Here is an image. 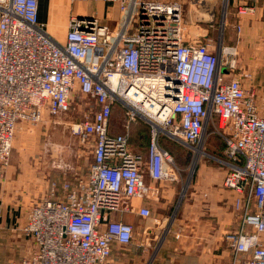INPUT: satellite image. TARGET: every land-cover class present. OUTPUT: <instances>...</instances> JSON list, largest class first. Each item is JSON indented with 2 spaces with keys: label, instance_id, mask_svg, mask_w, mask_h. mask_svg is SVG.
Wrapping results in <instances>:
<instances>
[{
  "label": "built area",
  "instance_id": "1",
  "mask_svg": "<svg viewBox=\"0 0 264 264\" xmlns=\"http://www.w3.org/2000/svg\"><path fill=\"white\" fill-rule=\"evenodd\" d=\"M237 1L238 14L251 12L246 0ZM69 2L115 6L122 14L118 30L72 15L60 43L39 21V0H0V174L17 127L45 118L91 155L85 172L78 156L62 178L45 176L47 186L30 201L21 228L27 251L5 264H111L114 250L134 241L124 215L151 218L150 208L135 202L152 201L159 183L178 181L161 137L225 169L222 185L233 192L238 217L236 228L222 234L230 264H264V96L236 72V46L215 48L209 37L199 42L191 35L183 19L187 0ZM146 83L157 96L154 115L135 101ZM116 105L124 115L119 133L111 130ZM70 114L78 115L56 120ZM138 120L149 126L144 154L128 143ZM210 136L222 143V156L206 152Z\"/></svg>",
  "mask_w": 264,
  "mask_h": 264
},
{
  "label": "crops",
  "instance_id": "2",
  "mask_svg": "<svg viewBox=\"0 0 264 264\" xmlns=\"http://www.w3.org/2000/svg\"><path fill=\"white\" fill-rule=\"evenodd\" d=\"M214 1L187 0L184 8V21L189 22L191 28L201 30V33L189 30L191 35L199 38V42H204L205 37H209L208 28L211 26L202 27V24L212 22ZM54 2L55 0H39V21L42 24L47 21L48 9L51 4L54 6ZM237 3V0H231L227 21L230 28L234 29V25L238 24L241 31L235 39L234 34L229 31L226 42L240 48V51L246 48L249 53L262 48L261 52L264 54V0H246L247 5L252 7L251 12L246 14L236 12ZM101 8L105 9L104 6ZM109 8L111 11L105 14L106 17H115L116 7L109 5ZM55 16L53 7L51 18ZM46 33L51 36L50 31ZM55 40L64 42V39ZM248 59L251 58L248 56ZM259 68L253 73L251 80L244 78L240 72L238 75L244 85L252 88L258 98L262 99L264 69ZM11 173L13 170L5 169L0 174V264L9 260L18 261L26 253L30 240L22 233L21 228L25 223L30 201L37 196L35 185L32 189L23 188L16 179L10 180ZM193 173L187 193L177 204V208L180 205L178 214L172 223L169 222L168 212L179 186L178 181L161 182L159 195L152 201L135 202V207L146 205L150 208L151 218L157 226L150 228L138 225L133 243L124 248H116L111 264H230V251L222 241V234L236 228L238 217L233 211V192L222 185L225 169L213 162L203 161ZM25 189V195L20 196ZM129 221L132 222L131 217ZM166 223L165 227L170 225L169 229L165 233L160 232ZM144 228L147 230L144 231ZM153 229L156 230L152 232ZM154 241H158L156 246Z\"/></svg>",
  "mask_w": 264,
  "mask_h": 264
},
{
  "label": "rangeland",
  "instance_id": "3",
  "mask_svg": "<svg viewBox=\"0 0 264 264\" xmlns=\"http://www.w3.org/2000/svg\"><path fill=\"white\" fill-rule=\"evenodd\" d=\"M225 4V0H215L212 9V22L202 24V27H205V25L206 27L207 25L211 26L208 28V36L209 39L213 41L212 45L215 48H217L218 44L223 46L231 45L226 42V34L229 33V31L234 34V39L237 35L236 30L230 28L228 25L227 20L229 17L230 5L225 6ZM102 6H104L105 9H102ZM53 7L56 16L52 19L51 11ZM53 7L51 4L48 9V18L44 24V30L50 31L51 36L60 41L64 39L68 21L72 15L76 17L78 14L84 16L90 14L97 19L99 24L106 25L115 31L118 30L121 23V14L119 11L115 13V17L113 18L110 15L106 17L105 14L111 11L108 4L82 2L71 4L69 0H55ZM138 12V8L133 11L130 20L131 27L136 25ZM185 13V9H183V17ZM200 15L203 16V14ZM191 29H193V27L191 28L189 25V30ZM194 30H197V32ZM193 31L195 33H201V30L198 29H193ZM127 34H130V31H128ZM236 49L239 62V69L237 68L238 70L236 71L237 73L244 71L246 74L253 76V73L260 69L259 67L264 69V54L261 52L262 48H259L255 53L247 52V50H245L246 48L244 51H240V48ZM248 56L251 59H248ZM71 103L74 104L73 101ZM79 111L82 112L83 108L79 109ZM77 115L78 114H73V116L72 114L67 116L62 115L63 117L60 115L56 118V120L59 121L60 118L61 121H64L65 119L68 121ZM52 121L53 120L51 119L49 120L48 118H45V122H40L38 124L22 123L17 127L12 142L9 165L6 168L9 171L13 170V173L10 174V180L16 179L18 184L23 188L32 189V186L35 185L37 189V196L42 193L47 186L48 180L47 178L45 179L47 174L57 180L62 178L64 176L62 171L67 168V164H75L78 156H80L79 163L82 166V172H85L87 162L91 160L89 152L90 149H84L77 142V140L69 138L67 131L64 130L63 127H57L54 125ZM123 122V109L119 105H116L113 110L111 130L116 133L121 132ZM142 139L143 141H148L146 135H143ZM164 145L167 147L166 149L171 152L173 161L177 168L175 173L178 180L177 184L179 186L176 194L172 197V207L168 212L170 217L171 214H173V211H175L173 217L174 220L178 214L180 206L179 205L177 208V204L180 202V194L181 192L184 195L187 193L189 185L193 179L194 169L197 168V165L200 162L212 161L207 159L205 156H201L198 160L196 158L194 159L192 153L181 144H177L175 142L174 144H171L164 141ZM213 145L217 146L218 140L215 136H210L205 143V150L207 153L211 152ZM26 189L20 193V196L25 195ZM27 198L25 200H27ZM27 202H29V200H27ZM132 216H134L133 219L135 227H138V225H144L150 228L153 227V225L157 226V224H154L152 218L141 220L134 214ZM167 223L163 226L160 232L165 233L169 229L170 225L165 227ZM155 230L156 229H153L152 232ZM136 231H138V229L136 230L135 228V234ZM153 243H155L156 246L158 241H154Z\"/></svg>",
  "mask_w": 264,
  "mask_h": 264
},
{
  "label": "trees",
  "instance_id": "4",
  "mask_svg": "<svg viewBox=\"0 0 264 264\" xmlns=\"http://www.w3.org/2000/svg\"><path fill=\"white\" fill-rule=\"evenodd\" d=\"M143 135L147 136L148 141H143V139H142ZM164 141L169 142L171 144H174V143L167 140L165 137L160 138V145L165 150L168 151V149H166L167 147H165V145H164ZM148 142H149V126L145 122H143L142 120H138L130 129V135H129L128 143L131 147V150L135 153L144 154L146 151V148L148 146ZM222 150H223L222 143H220L218 140V145L217 146L213 145L210 153L215 155V156H222ZM168 152L171 154L170 151H168ZM129 217L132 218L133 223L129 221ZM133 217L134 216H132V214H125L123 217V220H124V222L131 224L135 230L136 227L134 225Z\"/></svg>",
  "mask_w": 264,
  "mask_h": 264
},
{
  "label": "bare ground",
  "instance_id": "5",
  "mask_svg": "<svg viewBox=\"0 0 264 264\" xmlns=\"http://www.w3.org/2000/svg\"><path fill=\"white\" fill-rule=\"evenodd\" d=\"M227 0H225L226 3ZM147 83L143 86L144 90H140L138 89V91L140 92L138 95L135 96V101L138 102L139 105H142L143 103H145L144 107L146 109V111L150 114V115H154V107H155V101L154 98H156L157 96L155 95V93L153 92H149ZM144 92H146L148 94L149 97V101H145V94ZM154 104V106H153Z\"/></svg>",
  "mask_w": 264,
  "mask_h": 264
},
{
  "label": "water",
  "instance_id": "6",
  "mask_svg": "<svg viewBox=\"0 0 264 264\" xmlns=\"http://www.w3.org/2000/svg\"><path fill=\"white\" fill-rule=\"evenodd\" d=\"M83 16H84V15H79V14H78V15H77V18H78V19H82ZM84 17H86V18H88V19H92V18H93V16L90 15V14H87V15H85ZM183 196H184V194L181 192V194H180V199H179L180 202H181ZM180 202H178V204H179Z\"/></svg>",
  "mask_w": 264,
  "mask_h": 264
}]
</instances>
